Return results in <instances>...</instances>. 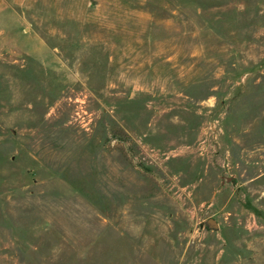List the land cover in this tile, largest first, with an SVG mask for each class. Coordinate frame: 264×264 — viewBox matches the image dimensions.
<instances>
[{"label": "rangeland", "instance_id": "obj_1", "mask_svg": "<svg viewBox=\"0 0 264 264\" xmlns=\"http://www.w3.org/2000/svg\"><path fill=\"white\" fill-rule=\"evenodd\" d=\"M0 264H264V0H0Z\"/></svg>", "mask_w": 264, "mask_h": 264}, {"label": "water", "instance_id": "obj_2", "mask_svg": "<svg viewBox=\"0 0 264 264\" xmlns=\"http://www.w3.org/2000/svg\"><path fill=\"white\" fill-rule=\"evenodd\" d=\"M228 181H229V179H228ZM206 226L210 230H217V228H218L217 222L214 219H212V218L207 220Z\"/></svg>", "mask_w": 264, "mask_h": 264}]
</instances>
